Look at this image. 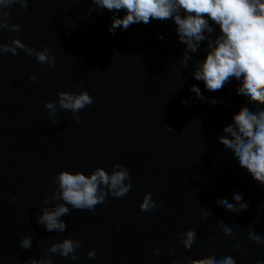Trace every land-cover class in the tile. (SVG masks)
Segmentation results:
<instances>
[{"label": "water", "instance_id": "water-1", "mask_svg": "<svg viewBox=\"0 0 264 264\" xmlns=\"http://www.w3.org/2000/svg\"><path fill=\"white\" fill-rule=\"evenodd\" d=\"M122 15V13H120ZM111 13L91 0H28L0 6V44L13 39L37 51L50 49L54 67L17 49L0 53V264L51 258L52 264H192L231 256L236 264L264 260V186L252 180L218 140L222 128L248 105L235 86L207 91L192 78L203 42L180 64L185 46L170 20L136 23L108 32ZM162 37V38H158ZM35 76L36 81L28 79ZM200 87L216 104L189 91ZM87 90L92 103L79 110H57L49 119L44 103L58 91ZM189 100V104L181 103ZM171 128V129H170ZM126 166L131 189L121 198L106 195L93 211L70 209L63 233L36 223L56 188L57 172ZM242 193L249 207L225 211L221 203ZM151 193L156 208L138 207ZM15 198L13 202L12 198ZM221 202V203H218ZM232 228L225 236L223 226ZM194 229L185 249L178 235ZM32 238L22 249V237ZM64 238L80 241L77 261L48 251ZM95 250L89 259L87 251ZM159 249V254L153 253Z\"/></svg>", "mask_w": 264, "mask_h": 264}, {"label": "clouds", "instance_id": "clouds-1", "mask_svg": "<svg viewBox=\"0 0 264 264\" xmlns=\"http://www.w3.org/2000/svg\"><path fill=\"white\" fill-rule=\"evenodd\" d=\"M19 4L27 7L28 0H0V6ZM100 9L111 13L108 32L114 34L136 23L148 24L150 20H170L174 24L177 39L185 46L180 64L187 66L191 57L203 42V57L196 59L192 78L203 82L207 91L220 90L226 84L235 86L237 94L252 107H247L233 116V122L222 128L219 142L229 155L234 156L241 169L245 170L253 181L264 186V0H91ZM122 13V15H120ZM0 29L19 31L20 26L0 24ZM162 38V37H158ZM17 49L27 56L34 57L40 64L54 67V57L47 46L37 51L13 39L10 45L0 44V53L16 54ZM35 82V76H29ZM189 91L201 101L216 104L215 98L205 97L200 87L190 85ZM57 99L44 103L50 120L55 122L57 110H70L77 123L79 110L91 104L92 97L87 90L79 92L58 91ZM181 103L189 104V100ZM171 129V128H170ZM56 188L51 197H45L44 203L60 201L51 207H42L36 223L47 232L63 233L66 223L61 219L70 209L93 211L97 204L103 203L106 195L113 198L125 196L131 189L130 174L126 166L113 164L111 171L101 167L94 168L87 175L81 171L61 170L54 178ZM15 202V198H12ZM221 203V202H218ZM156 201L151 193H145L138 207L141 211L155 209ZM222 208L240 214L248 210L242 193L236 192L231 201H223ZM223 233L231 236L232 228L224 225ZM185 249H190L196 241L194 229L178 234ZM248 239L264 244V237L249 231ZM32 238L24 236L19 241L22 249H29ZM80 241L64 238L50 245L48 251L60 257L77 261L75 254ZM155 255L159 249H154ZM87 258H95V250L86 253ZM25 264H52L51 258H29ZM192 264H236L231 256L218 259L193 260ZM256 264H264L257 260Z\"/></svg>", "mask_w": 264, "mask_h": 264}]
</instances>
